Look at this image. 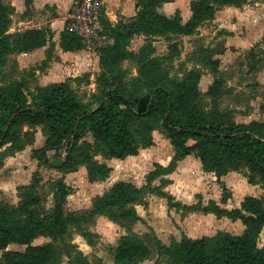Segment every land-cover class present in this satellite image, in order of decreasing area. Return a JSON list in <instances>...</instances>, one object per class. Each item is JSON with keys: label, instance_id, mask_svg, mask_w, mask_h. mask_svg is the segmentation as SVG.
Returning <instances> with one entry per match:
<instances>
[{"label": "trees", "instance_id": "1", "mask_svg": "<svg viewBox=\"0 0 264 264\" xmlns=\"http://www.w3.org/2000/svg\"><path fill=\"white\" fill-rule=\"evenodd\" d=\"M165 1L138 0L134 16L124 17L115 25L105 20L106 32L114 41L98 49L104 92L96 106L78 99L70 79L37 87L32 93L26 91L24 81L8 87L0 85V148H4L0 150V168L7 157L35 142L38 126H42L46 136L44 145L33 150L39 164L66 173L84 165L91 182L109 178L113 168L106 160L125 159L155 145L153 132L157 127H161L175 152L168 166L154 164L155 169L146 176L147 184L115 182L96 197L86 219L66 210L72 186L64 179L54 182V205L47 209V199L37 191L41 175L35 173L31 184L20 186L17 206L0 204V264H57L54 240L63 237L69 226L108 215L130 228L141 220L131 206L148 193L167 199L170 208L194 209L197 204H183L165 190L172 180L163 177L190 154L200 159L205 171L214 172L218 177L224 200L230 192L221 177L229 171L247 169L249 183L260 182L264 186V120L238 122L224 110L222 78L214 79L206 91L212 105L209 110L205 109L201 102L204 93L200 88V70L190 69L180 79L169 78L164 72L162 64L177 53L170 51L166 56H152L153 53H145L144 48L139 54L129 48L130 39L136 35H192L203 21L214 19L223 7L241 6L245 0H193L192 15L186 22L179 10L173 15L161 12L159 8ZM26 6L24 15L31 12L32 0H26ZM13 14L14 6L0 0V82L5 78L4 67L9 54L30 51L47 43V32L42 29L11 32ZM61 45L65 51L84 48L82 40L66 28L61 33ZM170 47H176L175 43ZM128 58H137L139 64L142 63L136 82L141 83L143 79L144 91L138 94L129 90L123 81L124 70L120 64ZM87 133L93 136L94 145L85 139ZM96 155L105 160L99 162ZM158 178L161 184L153 185ZM198 210L240 219L245 230L241 234L183 236L172 240L170 245L158 238L159 255L168 256L171 264H264V245L258 244L264 228V194L246 196L241 206L233 209L223 208L211 200ZM90 234L86 232L84 236L90 238ZM39 237L51 240L35 244ZM12 243L26 248L8 249ZM150 254L148 245L127 234L116 246L114 260L116 264H132ZM75 264L90 262L81 254Z\"/></svg>", "mask_w": 264, "mask_h": 264}, {"label": "rangeland", "instance_id": "2", "mask_svg": "<svg viewBox=\"0 0 264 264\" xmlns=\"http://www.w3.org/2000/svg\"><path fill=\"white\" fill-rule=\"evenodd\" d=\"M124 1L104 0L112 14L118 16V22L123 21L125 17L120 13V6ZM137 1L134 0V3L136 4ZM192 1L166 0L159 10L168 15H173L179 10L183 22H186L192 15ZM48 10L52 11V8ZM23 16L13 14V22L19 21ZM140 36L141 44L137 39L133 40L136 37H132L129 42V48L137 54L142 48L147 54L152 52V56H166L170 51L177 53L175 57L162 64L169 78L180 79L190 69L200 70L203 74L200 87L204 92L214 79L222 78L225 82L222 108L228 110L238 122L249 123L252 120H264V0H245L241 6L223 7L214 19L203 21L192 35L168 33L157 36ZM173 43L176 47L171 48L170 45ZM88 60L92 69L83 72L79 68H74L71 74L79 73V75L77 78H70V83L78 99L94 107L98 102L97 99L104 92L102 72L96 66L94 67L95 64L91 57ZM212 60L216 63H211ZM15 63V58L9 59L4 81L10 83L18 78L28 79V86H25V89L32 93L36 89V81L32 72L30 70L19 72ZM141 65L142 63L139 64L137 58L125 59L120 64L124 70L125 85L137 94L144 91L143 79L141 83L136 82ZM201 102L205 109L211 108V98L205 93ZM41 128L42 126L35 128L36 140L31 145H35L36 142L38 146L43 145L45 133L41 131ZM153 137L155 151L161 152L165 155L164 158H167L173 147L163 134L161 127L155 129ZM85 139L94 145L95 141L90 133H87ZM2 149L4 148H0ZM25 149L29 151V145ZM139 154V157L135 158L127 157L110 161L109 164L113 170L109 178L104 181L91 182L84 165H80L74 172L66 173L42 163L38 164V161L31 157V153L28 156L27 152H22L19 159L8 160L6 168L0 169V204H7L10 207L17 206L20 201V186L31 184L33 175L39 172L42 181L37 191L47 199L46 208L50 209L54 205V182L64 179L68 185L72 186L66 210L74 211L78 216L86 219L96 197L102 195L112 183L126 180L138 186L147 184L146 176L155 169L154 156L150 152H141V150ZM50 157H53L52 152H50ZM95 159L99 162L105 160L101 155H96ZM245 170L242 168V171ZM152 184L158 185L161 181L154 180ZM242 192L243 189L240 188L238 196ZM196 200L198 201V198ZM131 207H134L141 215V220L132 224L130 228L124 226L121 220H113L108 215L96 216L89 221L69 226L63 237L54 240L55 251L58 255L57 264H75L81 254L87 257L90 264H116L115 248L122 237L127 234L141 240L151 249L150 256L136 260L132 264H171L168 256L159 255L157 246L159 239L163 244L170 245L174 239L190 236L191 230L194 229L203 228L199 233L191 236L200 237L214 232V228H207L210 225L207 221L199 222V226H196L197 222L190 220L184 223L186 217L192 212L198 213L200 204L195 205L194 209L170 208L167 199L148 193L139 203ZM115 213L118 215L120 211ZM86 232L91 233L90 238L84 236ZM49 240L51 239L48 237H39L34 243L39 244ZM258 244L264 245V230ZM25 248V245L16 243L8 247L13 250H25Z\"/></svg>", "mask_w": 264, "mask_h": 264}, {"label": "crops", "instance_id": "3", "mask_svg": "<svg viewBox=\"0 0 264 264\" xmlns=\"http://www.w3.org/2000/svg\"><path fill=\"white\" fill-rule=\"evenodd\" d=\"M74 1L75 0H32L31 12L24 15V13L27 11L26 0H8V2L14 6L15 14L24 15L21 19H19V21H12V27L10 28L11 32L35 28L45 30L48 35L47 43L44 46L26 52H14L7 56V63L10 58L16 59L15 65L19 72H25L26 70H30L32 72L34 80L36 81L35 88L40 86L45 87L51 85L52 83L66 81L70 78H77L79 73H76V75L71 74V72L75 70L74 68H79V70L83 72L90 71L92 69V66H90L88 63V58L90 57L95 64L94 67L96 66V68H99L101 71L99 66L100 56L97 50L83 48L80 50L65 51L62 48L61 33L65 29L66 20ZM49 8H52V11L48 10ZM105 8L109 14L110 22L112 24L118 22V16L113 15L106 4ZM120 8V13L125 17H132L137 11L134 0H125L121 4ZM134 37L136 38H133V40L137 39L139 44L142 43V38L140 35H136ZM130 50L134 51L132 48H130ZM7 63L4 67L5 75L7 73ZM19 81H24L26 86H28L29 80L25 78H18V80L12 81L10 83H7L4 81V79H1L0 85L8 87ZM202 92L206 93V91ZM41 131H43V128H41ZM36 143L35 145H29V151L24 149L17 152L16 155L7 157L4 166L0 169L6 168L8 160L19 159V157L22 155V152H27L28 156L31 153V157L37 160L33 157V150L43 146L45 141L43 145L39 146L36 145ZM142 151L150 152L151 155L154 156V163H159L163 166L169 165L175 153L174 149L171 148L167 158H164V154L155 151L154 145L141 149V152ZM139 155L140 154L131 155L128 157L135 158L139 157ZM113 160H117V158L108 159L106 162L109 164V162ZM247 173V169L242 172L229 171L226 175L221 177V180L225 182L230 192V196L226 200L223 199V188L219 183L218 177L214 172L205 171L200 159L196 157L195 154H190L184 159L180 160L176 169L163 177L172 180V183L167 185L165 190L171 193L176 200L183 204L194 205L200 203L201 206H206L211 200H213L223 208L233 209L240 207L246 196L261 197L264 194L263 184L260 182L249 183ZM160 179L161 178H158L155 181ZM112 185L113 183L109 185V188ZM240 188L243 189V192L240 194V196H238V191ZM197 198L198 201L196 200ZM187 220L195 223L197 222L196 226L200 225L199 222H209L210 225L207 226V228H214V232L206 233L207 236H213L219 232L241 234L245 230V225L240 219L233 220L227 216L218 217L214 213H205L202 210H199L198 213L192 212L190 215H188L186 220H184L185 224L188 222ZM200 230H203V228L191 230L190 234H197L200 232ZM191 235L188 236L191 238L198 237L196 235Z\"/></svg>", "mask_w": 264, "mask_h": 264}, {"label": "built area", "instance_id": "4", "mask_svg": "<svg viewBox=\"0 0 264 264\" xmlns=\"http://www.w3.org/2000/svg\"><path fill=\"white\" fill-rule=\"evenodd\" d=\"M109 14L104 0H75L66 20V30L78 36L84 47L98 50L114 39L105 29Z\"/></svg>", "mask_w": 264, "mask_h": 264}, {"label": "water", "instance_id": "5", "mask_svg": "<svg viewBox=\"0 0 264 264\" xmlns=\"http://www.w3.org/2000/svg\"><path fill=\"white\" fill-rule=\"evenodd\" d=\"M2 141H0V144H1Z\"/></svg>", "mask_w": 264, "mask_h": 264}]
</instances>
